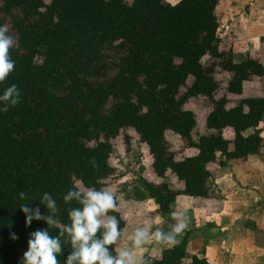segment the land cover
Masks as SVG:
<instances>
[{"label": "trees", "instance_id": "1", "mask_svg": "<svg viewBox=\"0 0 264 264\" xmlns=\"http://www.w3.org/2000/svg\"><path fill=\"white\" fill-rule=\"evenodd\" d=\"M218 3L0 0V25L16 38L9 49L14 68L0 92L15 84L20 93L0 112V264H17L29 233L48 227L35 220L25 226L20 205L37 206L50 193L59 209L60 223L49 228L56 235L69 222L68 210L79 206L63 201L70 188H108L122 176L111 160L129 148L127 130L146 146L151 176L176 178L174 186L139 180L135 199H149L160 216L179 196L218 201L210 167L263 155V138L243 133L264 126V87L258 95L243 93L245 84L264 81V67L256 56L235 60L231 44L225 47ZM197 99L210 104L202 128L188 108ZM109 215L119 220L121 238L127 222L117 203ZM10 232L19 239L10 240ZM117 245L108 247L119 251ZM69 250L58 257L61 264ZM143 261L212 264L205 252L189 254L186 238Z\"/></svg>", "mask_w": 264, "mask_h": 264}, {"label": "crops", "instance_id": "2", "mask_svg": "<svg viewBox=\"0 0 264 264\" xmlns=\"http://www.w3.org/2000/svg\"><path fill=\"white\" fill-rule=\"evenodd\" d=\"M215 15L221 17L226 30L236 31L238 48L245 55L259 48L264 51V0H219ZM252 133L254 129H249L243 135ZM262 156L249 157L245 164L222 160L223 166L210 168L220 194L216 202L187 196L175 199L171 212L187 210L188 227L178 239H187L189 254L201 257L205 252L212 264H264V153ZM147 178L156 184L170 180L169 186L176 184L174 176L163 180L147 173ZM122 207L119 212L127 222L120 238L122 247L131 246L137 227L147 226L150 232L157 228L169 231L175 223L171 213L160 217L149 199L131 198ZM171 246L149 239L136 250V255L141 261L144 255L159 257L162 250Z\"/></svg>", "mask_w": 264, "mask_h": 264}, {"label": "clouds", "instance_id": "3", "mask_svg": "<svg viewBox=\"0 0 264 264\" xmlns=\"http://www.w3.org/2000/svg\"><path fill=\"white\" fill-rule=\"evenodd\" d=\"M15 43L16 38L9 33L8 27L0 25V82H3L14 68L15 62L9 55V49L14 47ZM19 100L17 86H7L0 92V112H6ZM19 197L24 199L25 193L20 192ZM62 199L65 203L75 201L79 206L68 210L69 222L64 223L56 235H51L49 228L60 223L59 209L50 193H42L37 206H19L24 214L25 226L35 220L44 221L48 227H39L29 233L27 248L18 258L17 264H61L58 257L66 245H70V250L62 264H147L137 258V249L149 239L157 243L176 245L180 242L179 234L188 227L187 210L178 209L171 212L175 223L169 231L157 228L150 232L147 226L137 227L131 236V246L122 247L119 251L115 248L113 251L108 246L116 245L121 235L119 220L115 215H109L116 207L113 191L107 187L94 189L74 185ZM39 205L47 209L46 214L41 213ZM9 239L16 241L19 237L10 232Z\"/></svg>", "mask_w": 264, "mask_h": 264}, {"label": "rangeland", "instance_id": "4", "mask_svg": "<svg viewBox=\"0 0 264 264\" xmlns=\"http://www.w3.org/2000/svg\"><path fill=\"white\" fill-rule=\"evenodd\" d=\"M177 1L178 0H165V2L171 5L175 4ZM217 19L220 23L218 29V36L226 44L225 47H228L229 44H231L233 49L234 59L241 60L246 58L247 56H256L257 58H259V61L262 64V61L264 59V51L261 48H259L258 50L245 55V52L242 49L238 48L237 44L239 43L237 41L238 36L235 34L236 31L235 30L231 31L230 29L226 30L225 26L221 25L220 22L221 17L220 19L219 18ZM263 87H264V81L257 80L252 83H247L244 85L243 96L248 97V96L261 94V90L263 89ZM188 108L192 109L196 113L199 120L198 125L200 128H202L203 116H205L210 109V104L208 103V101L204 99L191 100L188 103ZM254 132H257L263 138L264 141V126L259 128L258 130H254ZM125 135L131 138L129 148L127 149L126 146L122 147L124 150H120L119 153H117L118 154L117 157L111 160V165L114 168H116L118 174H122V176L112 179L108 187V189L113 191L115 195L118 211H123L124 207L122 206L125 200H129L131 198L135 199L136 197L135 194L136 193L139 194L140 190L142 191V187L139 180L144 179L147 181L148 179L147 173H149V169H150L149 166L151 162V160L149 159V154L146 149V146L144 144H141L138 136L132 130H127ZM167 136L171 144L175 147L177 145V141L175 142L176 140L175 136L172 133H168ZM210 168L211 170L213 169V167ZM171 181L172 180L166 183L169 185ZM166 216H160V217H166ZM123 236L124 234L121 236V238ZM117 247L118 249L122 248L120 239H119V245H117Z\"/></svg>", "mask_w": 264, "mask_h": 264}]
</instances>
